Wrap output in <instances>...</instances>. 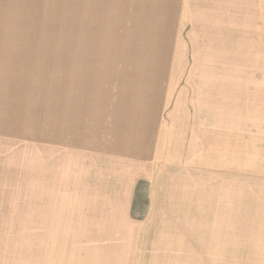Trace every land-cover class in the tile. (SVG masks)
Returning a JSON list of instances; mask_svg holds the SVG:
<instances>
[{
  "label": "rangeland",
  "instance_id": "374dc122",
  "mask_svg": "<svg viewBox=\"0 0 264 264\" xmlns=\"http://www.w3.org/2000/svg\"><path fill=\"white\" fill-rule=\"evenodd\" d=\"M39 20L55 123L0 130V264H264V0H39Z\"/></svg>",
  "mask_w": 264,
  "mask_h": 264
},
{
  "label": "crops",
  "instance_id": "0c3cea01",
  "mask_svg": "<svg viewBox=\"0 0 264 264\" xmlns=\"http://www.w3.org/2000/svg\"><path fill=\"white\" fill-rule=\"evenodd\" d=\"M31 2L33 6L34 0H0V130L8 129L10 113H13L12 115L16 119L15 115L20 113L23 115L25 111L33 113V119L36 122L33 124V128L38 131L41 128L39 118L42 114L49 130L55 123L56 106L50 103L47 106L42 104V96L39 92L42 87V77L48 80L49 76L44 74L40 79V66L36 65L32 59V55L35 56V48L31 43H35L36 39L38 43L36 45L37 57L39 58L41 42L39 0L36 16L29 14L28 22L26 21V9L29 11ZM26 58H28L27 61ZM26 64L31 69L29 77H26ZM34 67L36 68V77L33 76ZM51 82L49 81V84ZM36 85H39L38 93L33 101V89ZM47 89L48 87L44 91L45 94ZM48 91L50 92V89ZM52 92L55 95V91L52 90ZM47 96L50 97V95ZM28 97H32V103ZM3 121L6 122L4 127ZM144 173L149 174L148 171Z\"/></svg>",
  "mask_w": 264,
  "mask_h": 264
},
{
  "label": "bare ground",
  "instance_id": "6f19581e",
  "mask_svg": "<svg viewBox=\"0 0 264 264\" xmlns=\"http://www.w3.org/2000/svg\"><path fill=\"white\" fill-rule=\"evenodd\" d=\"M115 32V31H114ZM88 58H89V56H88ZM97 59V58H96ZM92 60V59H91ZM96 61V60H95ZM97 62V61H96ZM90 84H92V83H90ZM48 132V131H47ZM116 217H118V219H122V218H120V216L117 214V216ZM84 255H85V253H84ZM77 263H78V261H77ZM85 263V262H84ZM92 263V262H91ZM82 264V263H81Z\"/></svg>",
  "mask_w": 264,
  "mask_h": 264
}]
</instances>
